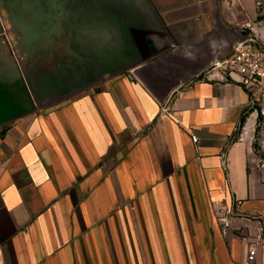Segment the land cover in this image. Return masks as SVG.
Returning a JSON list of instances; mask_svg holds the SVG:
<instances>
[{
    "label": "crops",
    "instance_id": "crops-1",
    "mask_svg": "<svg viewBox=\"0 0 264 264\" xmlns=\"http://www.w3.org/2000/svg\"><path fill=\"white\" fill-rule=\"evenodd\" d=\"M149 2L173 41L202 42L198 62L231 40L216 0ZM220 2L232 26L257 17L256 0ZM14 40L0 24V264H244L245 217L264 221L248 90L194 78L163 109L128 72L103 73L8 121L20 111Z\"/></svg>",
    "mask_w": 264,
    "mask_h": 264
},
{
    "label": "water",
    "instance_id": "water-1",
    "mask_svg": "<svg viewBox=\"0 0 264 264\" xmlns=\"http://www.w3.org/2000/svg\"><path fill=\"white\" fill-rule=\"evenodd\" d=\"M42 1L49 11L47 22H43L47 32L58 27L62 40L47 60L45 53L36 50L38 60L26 59L32 54L30 50L21 49L20 59L16 54L21 72L13 81L18 79L20 87L12 88L11 107L20 111L8 121L79 93L103 73L128 72L129 78L139 81L164 109L177 90L232 55L247 37L245 29L224 21L221 2L216 0L218 22L231 40H218L226 49L198 62L192 57L197 48L203 49L202 42L173 41L149 0ZM8 8L9 0H5L6 14Z\"/></svg>",
    "mask_w": 264,
    "mask_h": 264
},
{
    "label": "built area",
    "instance_id": "built-area-1",
    "mask_svg": "<svg viewBox=\"0 0 264 264\" xmlns=\"http://www.w3.org/2000/svg\"><path fill=\"white\" fill-rule=\"evenodd\" d=\"M196 78L215 83H235L250 92L249 108L251 114L256 115V150L261 156L257 167L264 169V48L258 46L253 37L247 36L232 55L215 63ZM192 139L198 144L197 136H192ZM242 204L241 200H236L238 213H241ZM214 205L218 206L219 202ZM217 214L218 220L228 227L232 212L230 215L224 208H218ZM245 218L255 225L254 228L244 229V237L248 242L244 264H256L260 257L264 260V221L260 218Z\"/></svg>",
    "mask_w": 264,
    "mask_h": 264
},
{
    "label": "rangeland",
    "instance_id": "rangeland-1",
    "mask_svg": "<svg viewBox=\"0 0 264 264\" xmlns=\"http://www.w3.org/2000/svg\"><path fill=\"white\" fill-rule=\"evenodd\" d=\"M9 5L10 8L7 9L8 14L6 15L4 13L5 9L0 7V24L3 30L15 36L13 42L18 58L20 59V51L23 49L24 52L27 50L32 51V54L25 56L26 59L34 58V60H38V55L34 51L36 50L39 54L45 53V60H47L49 52L54 51L57 42L62 40V32L58 27H55L57 28L55 29L53 26H49L53 29L47 32L48 27L43 24V22H47L46 16L48 17L49 12L45 8L46 4L42 0H12V2L9 0ZM255 6L257 17H255L254 22L245 21V24L249 23L250 26H243L248 31V37H253L257 45L264 48V0H256ZM242 20L237 17L232 22L244 24L241 22ZM5 26L8 29H4Z\"/></svg>",
    "mask_w": 264,
    "mask_h": 264
}]
</instances>
